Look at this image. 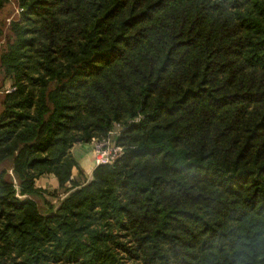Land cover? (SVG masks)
<instances>
[{
	"label": "trees",
	"instance_id": "1",
	"mask_svg": "<svg viewBox=\"0 0 264 264\" xmlns=\"http://www.w3.org/2000/svg\"><path fill=\"white\" fill-rule=\"evenodd\" d=\"M16 1L0 264H264V0ZM117 122L124 154L75 180Z\"/></svg>",
	"mask_w": 264,
	"mask_h": 264
},
{
	"label": "rangeland",
	"instance_id": "2",
	"mask_svg": "<svg viewBox=\"0 0 264 264\" xmlns=\"http://www.w3.org/2000/svg\"><path fill=\"white\" fill-rule=\"evenodd\" d=\"M20 12H21V10H20L16 0H11V2L4 8L3 12L0 14V20L3 22L6 32H7L8 26H9V22L13 18L18 16L20 14ZM5 37L0 40V51H1L2 46L5 43ZM10 84H11L10 81H7V84H6L5 87L6 88H10ZM0 85H1V79H0ZM119 137H117L116 139L113 138L112 142H116L117 144H119L118 143V138ZM94 138L99 139V140H104V139L108 138V135L105 136V137H102V138H98V137H94ZM94 138H92V140L89 143L82 144V145H84V147L90 148L89 150L92 151V154H93V149H94L92 141H93ZM76 145H79V144H76ZM72 151H73V149H72ZM92 172H93V169L91 171V169L90 170H86V169L80 168L73 177H74L75 180L84 183V182L89 181V180L92 179ZM48 190L53 191L54 189H48ZM64 194H65L64 189H62V190L59 191L57 197H55L56 194L53 195V196H47V197L54 204H57L60 201V199L64 197ZM39 203H40L41 206L43 205L42 201H39Z\"/></svg>",
	"mask_w": 264,
	"mask_h": 264
},
{
	"label": "built area",
	"instance_id": "3",
	"mask_svg": "<svg viewBox=\"0 0 264 264\" xmlns=\"http://www.w3.org/2000/svg\"><path fill=\"white\" fill-rule=\"evenodd\" d=\"M20 10L22 11V9ZM122 130L123 125L117 122L109 132L107 139H93V158L95 167L100 164L112 163L115 159L124 154V147L116 142H112L113 138L116 139L121 135Z\"/></svg>",
	"mask_w": 264,
	"mask_h": 264
},
{
	"label": "crops",
	"instance_id": "4",
	"mask_svg": "<svg viewBox=\"0 0 264 264\" xmlns=\"http://www.w3.org/2000/svg\"><path fill=\"white\" fill-rule=\"evenodd\" d=\"M90 148L84 147V145L79 144L75 145L73 147V153L79 163L80 168L90 170L94 169V158L92 151L89 150ZM78 168L73 169V176L78 171ZM9 172L11 173V169H9ZM36 185L38 187L44 188V189H56L58 187V181L57 178L54 175H44L41 176L36 181Z\"/></svg>",
	"mask_w": 264,
	"mask_h": 264
}]
</instances>
